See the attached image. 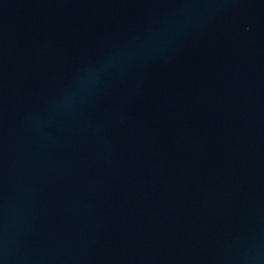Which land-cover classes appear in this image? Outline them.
Masks as SVG:
<instances>
[{
  "label": "water",
  "instance_id": "1",
  "mask_svg": "<svg viewBox=\"0 0 264 264\" xmlns=\"http://www.w3.org/2000/svg\"><path fill=\"white\" fill-rule=\"evenodd\" d=\"M0 264H264V0H0Z\"/></svg>",
  "mask_w": 264,
  "mask_h": 264
}]
</instances>
